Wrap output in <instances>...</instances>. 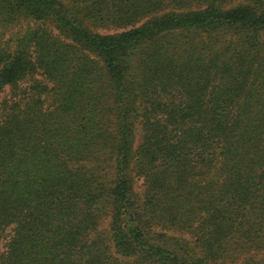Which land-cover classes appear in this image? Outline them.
<instances>
[{"label":"trees","instance_id":"trees-1","mask_svg":"<svg viewBox=\"0 0 264 264\" xmlns=\"http://www.w3.org/2000/svg\"><path fill=\"white\" fill-rule=\"evenodd\" d=\"M0 264H264V0H0Z\"/></svg>","mask_w":264,"mask_h":264},{"label":"rangeland","instance_id":"rangeland-1","mask_svg":"<svg viewBox=\"0 0 264 264\" xmlns=\"http://www.w3.org/2000/svg\"><path fill=\"white\" fill-rule=\"evenodd\" d=\"M9 95H10V90L7 89L5 93L3 94L2 98L9 97ZM140 140H141V128H138L137 133H136V140H135L136 147L138 146ZM135 189L139 194L143 193L144 185H143L142 179H139V178L136 179Z\"/></svg>","mask_w":264,"mask_h":264}]
</instances>
